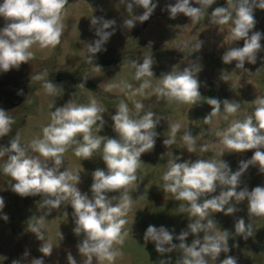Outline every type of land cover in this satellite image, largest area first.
Instances as JSON below:
<instances>
[{"label": "rangeland", "instance_id": "374dc122", "mask_svg": "<svg viewBox=\"0 0 264 264\" xmlns=\"http://www.w3.org/2000/svg\"><path fill=\"white\" fill-rule=\"evenodd\" d=\"M190 2L194 7L199 6L195 0ZM226 2L227 0H216L208 13L217 6H226ZM128 3H132V0H68L62 14L64 30L61 43L48 49L33 46L31 51L34 56L28 63L21 64L19 69L0 72V108L14 120L11 133L0 138V146H8L17 133L21 144L27 145L32 139L42 136L43 127L50 123L51 113L57 107H62L67 102L86 105L93 98L104 109L106 121L102 131L98 132L94 126L93 134L115 137L111 116L115 114L121 101L127 103L132 114L137 112L136 103H142L144 107L139 110L140 115L151 111L156 114L154 119L160 120L156 128L159 135L154 150L142 154V163L137 170L139 179L128 190L133 200L124 217L127 220L124 230L128 235L122 245H116L122 256L114 264H159L160 259L167 256L172 257L174 264L180 255L179 250L161 257L152 242L145 244L143 240L149 225L157 228L164 226L179 235L181 230H187L191 219L187 213L177 211L179 204L183 202L176 201L171 193L164 192L162 176L175 156H181V160L177 162L223 159L233 171L238 170L240 160L252 157L255 149L243 153H229L225 149L221 157L218 152L223 146L220 144L221 137L216 133L226 130L232 120L243 119L245 115L252 114L255 108L252 101L257 97H264V51L258 53L255 64L245 63L246 71L236 69V61L230 64L222 61L227 49L242 47L244 43L243 40L233 42L229 38L231 23L216 25L208 15L192 22L191 18L182 13L175 19H170L167 6L175 5L177 0H153L157 7L150 18L144 21L146 26L141 28L140 21L137 20L133 28H128L125 20L138 17L144 12L142 7L135 4L129 12ZM254 16L257 23L253 31L264 33V10L255 9ZM92 18L97 19V24L91 23ZM106 20L115 21L105 29L113 34L89 62L87 56L92 54L87 52L88 45L99 39L97 29ZM4 26L5 21L0 17V28ZM261 44L264 46V39ZM145 56L153 59L152 88L146 89L144 95H133L142 81L134 79L135 69L130 61L143 63ZM197 65L201 68L196 75L202 96L197 104L168 102L153 92L162 75ZM38 74L43 75L44 79H32ZM46 81L57 84L55 95L45 92L43 84ZM81 83L84 87L79 86ZM129 84L131 88L127 87ZM21 90L22 94H18ZM205 97L236 100L241 107L235 116H229L225 120L222 106L221 115L212 117L205 123L204 118L212 110L204 101ZM177 123L181 127L177 132L176 142L166 147L163 140L170 136L169 125ZM189 130L196 140V150L192 153L187 152L182 140L185 131ZM204 145L208 146L207 150H202ZM102 148L103 145L89 160L76 157L70 148L64 154V164L60 168V171L67 169L81 175V182L77 187L89 199L93 197L90 191L92 172L97 168H105L101 159ZM28 155L37 154L29 150ZM6 160L7 155L0 158V196L5 200V207L0 213V264H12L13 260H19L20 264H31L34 258H43L44 264H68V252H71L77 264H83L84 258L77 249L82 236L78 237L73 232L74 209L70 200L62 202L59 209H52L51 214L46 216L45 239L50 240L54 247L50 256H44L39 249L45 241L38 240L28 229V224L34 217L38 218L47 212V209L41 208L44 196L21 197L11 191L10 184L15 181L2 172ZM242 182L241 187L246 184L251 190L257 185H264V174L259 173L258 166H250L242 176ZM221 190L222 186L218 185L216 192L202 196L199 202L218 196ZM119 195L117 192L107 193L109 199L118 198ZM118 202V199L112 200L113 204ZM229 206H235L237 210L230 215L210 212L208 217L215 221L217 230L229 232L230 248L228 253L221 252L217 260L210 261V264H220L227 256L236 258L237 264H264V218H250L246 201H230L229 205H225V210ZM4 215L8 216L7 221L3 219ZM240 218L245 220L246 225H253L252 235L247 239L235 233V224ZM59 232L63 234L62 240H59ZM199 235L202 237L203 233ZM193 238L190 235L186 242L190 244ZM173 242L178 243L176 240ZM26 251L27 256L24 255ZM93 264L97 262L94 260ZM103 264L109 262L104 261Z\"/></svg>", "mask_w": 264, "mask_h": 264}, {"label": "clouds", "instance_id": "9594fccd", "mask_svg": "<svg viewBox=\"0 0 264 264\" xmlns=\"http://www.w3.org/2000/svg\"><path fill=\"white\" fill-rule=\"evenodd\" d=\"M67 3L68 0H3V3H0V17L5 21V26L0 28V72L19 69L21 64L28 63L34 56L31 51L33 46L48 49L61 43L64 30L62 14ZM195 3L199 6H192L190 0H177L175 5H168L170 19H175L182 13L191 18L192 22L208 15L216 25L231 23L229 38L233 42L243 40L244 43L242 47L227 49L222 56L223 63L236 61V69L246 71V62H257L258 53L264 51L261 44L264 33L253 31L257 23L254 10H264V0H227L226 6H217L210 14L208 9L216 0H195ZM133 4L142 7L144 12L138 17L125 20L128 28H133L137 20L141 23L147 21L157 7L153 0H132V3L127 4L129 12ZM91 23L97 24V19L92 18ZM114 23V20L103 21L102 26L97 29L99 39L87 48V52L92 54L87 56L89 62L113 34L105 29ZM130 64L135 69L134 79L142 81L132 94L144 95L146 89L152 88L153 59L151 56H145L143 63L131 60ZM200 70L197 65L186 67L182 71H170L162 75L153 92L168 102L195 105L202 99L200 82L196 75ZM32 79L43 80L44 77L38 74ZM79 86L84 87V84ZM127 87L131 88V85ZM43 88L49 95L57 93V84L51 81H46ZM18 94H22V90ZM203 99L212 109L204 118L205 123L212 117L221 115L222 106L225 120L229 116H235L241 107L240 102L236 100H220L214 97ZM252 103L255 105L252 114L245 115L243 119L232 120L226 130L216 133L221 137L220 144L223 146L218 152L221 157L225 149L229 153H243L255 149L250 159L238 162V170L233 171L223 159L177 162L181 160V156H175L162 176L164 192L171 193L176 201H182L177 211L181 214L187 213L191 219L187 230H181L179 235L164 226L157 228L149 225L143 240L145 244L152 242L161 257L179 250L180 255L174 264H210V261L217 260L221 252L230 251L229 232L217 230L215 221L208 219L210 212L233 214L237 210L235 206H229L225 210V205H229L230 201H246L250 218H264V185H257L251 190L246 184L241 187L242 176L250 166H258L259 173L264 174V151H261L264 149V97H257ZM135 107L137 112L132 114L127 103L121 101L115 114L111 116L112 130L116 136L109 137L93 134L94 126L99 132L106 124L104 109L96 99H91L86 105L67 102L51 113L50 123L43 127L42 136L22 145L17 133L8 146H0V158L7 155L2 172L15 181L10 184L11 191L21 197L41 194L44 196L41 208L47 209V212L38 218L34 217L28 224V229L37 239L45 241L39 249L44 256H50L54 247L50 240L45 239L46 216L51 214L52 209H59L62 202L67 200H70L74 209L73 232L78 237L82 236L77 249L84 258L83 264H93L94 260L97 264H103L104 261L114 264V261L122 256L116 245H122L128 235L124 230L127 224L124 217L133 203L128 190L139 179L137 170L142 163V154L154 150L159 135L156 128L160 120L154 119L156 114L149 111L140 115L139 110L144 105L136 103ZM7 113L0 108V138L11 133L14 123ZM169 127L170 136L163 140L166 147L176 142L181 125L177 123ZM182 140L188 153L195 152L196 140L190 130L185 131ZM101 145V159L105 168H97L92 172L90 191L93 197L89 199L88 195L82 194L77 187L81 182V175L67 169L60 171V168L64 164V154L70 148L76 157L89 160L101 149ZM207 147L202 146V150H207ZM29 150L37 155L29 156ZM218 185L223 189L218 196L199 202L202 196L216 192ZM112 192L119 193V197L109 199L107 193ZM115 199L119 202L113 204L112 200ZM4 207L5 200L0 196V213ZM3 219L7 221L8 216L4 215ZM252 231V224L246 225L243 218L237 220V235L247 239L252 235ZM200 233H203L202 237ZM190 235L194 238L189 244L186 241ZM62 239L63 234L59 232V240ZM174 240L178 243H174ZM24 255L27 256L28 252ZM67 260L68 264H77L71 252H68ZM12 264H20V261L13 260ZM31 264H44V260L34 258ZM159 264H173L172 257L160 259ZM220 264H237V260L227 256Z\"/></svg>", "mask_w": 264, "mask_h": 264}, {"label": "water", "instance_id": "95a60500", "mask_svg": "<svg viewBox=\"0 0 264 264\" xmlns=\"http://www.w3.org/2000/svg\"><path fill=\"white\" fill-rule=\"evenodd\" d=\"M139 26H140L141 28H144V27L146 26V23H145V22H143V23L140 22Z\"/></svg>", "mask_w": 264, "mask_h": 264}]
</instances>
